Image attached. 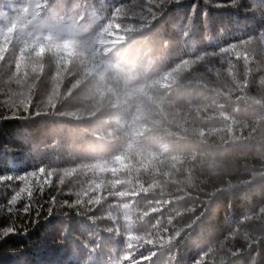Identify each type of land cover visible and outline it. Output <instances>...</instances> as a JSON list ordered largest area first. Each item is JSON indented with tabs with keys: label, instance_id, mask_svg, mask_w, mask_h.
I'll return each mask as SVG.
<instances>
[{
	"label": "clouds",
	"instance_id": "1",
	"mask_svg": "<svg viewBox=\"0 0 264 264\" xmlns=\"http://www.w3.org/2000/svg\"><path fill=\"white\" fill-rule=\"evenodd\" d=\"M183 2L0 0V211L72 264H264V0Z\"/></svg>",
	"mask_w": 264,
	"mask_h": 264
},
{
	"label": "trees",
	"instance_id": "2",
	"mask_svg": "<svg viewBox=\"0 0 264 264\" xmlns=\"http://www.w3.org/2000/svg\"><path fill=\"white\" fill-rule=\"evenodd\" d=\"M197 0H184L173 11L186 12L191 4ZM203 0H199V8H203ZM210 15L214 20L231 18L235 15L230 8H210ZM15 131L14 123L0 125V141L5 143L11 138ZM6 154L0 153V165H3V158ZM30 167L23 155L18 153L14 160H9L6 165L0 166V172L7 170L24 171ZM10 189L0 187V204H7ZM47 199V195H45ZM48 205L45 203L36 211L25 213H8L7 208L0 211V264H72L75 259L71 257V250L67 244L56 243L61 218L48 216ZM15 224H12V220ZM13 227L14 231L4 236L3 229Z\"/></svg>",
	"mask_w": 264,
	"mask_h": 264
},
{
	"label": "snow or ice",
	"instance_id": "3",
	"mask_svg": "<svg viewBox=\"0 0 264 264\" xmlns=\"http://www.w3.org/2000/svg\"><path fill=\"white\" fill-rule=\"evenodd\" d=\"M14 231V229H9L7 232L3 231V235L7 236L9 233H12Z\"/></svg>",
	"mask_w": 264,
	"mask_h": 264
}]
</instances>
